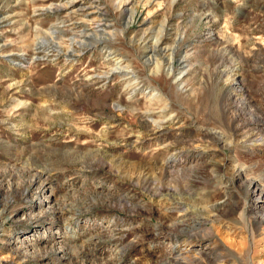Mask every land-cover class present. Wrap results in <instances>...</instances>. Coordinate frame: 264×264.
<instances>
[{
	"label": "rangeland",
	"instance_id": "rangeland-1",
	"mask_svg": "<svg viewBox=\"0 0 264 264\" xmlns=\"http://www.w3.org/2000/svg\"><path fill=\"white\" fill-rule=\"evenodd\" d=\"M176 259L264 264V0H0V264Z\"/></svg>",
	"mask_w": 264,
	"mask_h": 264
},
{
	"label": "bare ground",
	"instance_id": "bare-ground-1",
	"mask_svg": "<svg viewBox=\"0 0 264 264\" xmlns=\"http://www.w3.org/2000/svg\"><path fill=\"white\" fill-rule=\"evenodd\" d=\"M79 43V42H78ZM59 52H63V50L62 49H59L58 50ZM75 47H73V48H68L65 52H66V56H71L73 53H75ZM116 69H120L119 67L117 68L116 67ZM34 183V182H33ZM32 190H34L33 188H31V187H29L28 188V193H30ZM44 201H46V199L44 200ZM9 209V208H8ZM7 209V210H8ZM22 249L24 250V253H27V254H29V253H31V248H30V246H27V247H22ZM36 250V249H35ZM56 252H64V248L63 247H56ZM122 257H123V254L121 255V257H120V259H122ZM110 260H108V262L109 263H111V260H113L114 258H112V257H110L109 258ZM190 262H192V263H194V262H196V260H192V259H190L189 260ZM163 264H185V260H175V261H164V263Z\"/></svg>",
	"mask_w": 264,
	"mask_h": 264
}]
</instances>
